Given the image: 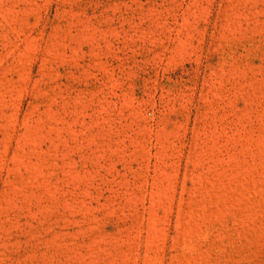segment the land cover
I'll use <instances>...</instances> for the list:
<instances>
[{
  "label": "rangeland",
  "instance_id": "obj_1",
  "mask_svg": "<svg viewBox=\"0 0 264 264\" xmlns=\"http://www.w3.org/2000/svg\"><path fill=\"white\" fill-rule=\"evenodd\" d=\"M0 264H264V0H0Z\"/></svg>",
  "mask_w": 264,
  "mask_h": 264
}]
</instances>
